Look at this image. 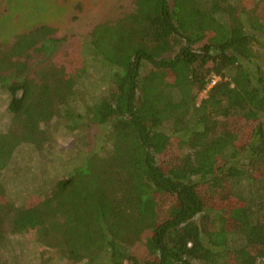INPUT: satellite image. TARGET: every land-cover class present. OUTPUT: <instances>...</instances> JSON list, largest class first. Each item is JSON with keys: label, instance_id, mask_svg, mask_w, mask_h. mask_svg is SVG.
<instances>
[{"label": "trees", "instance_id": "trees-1", "mask_svg": "<svg viewBox=\"0 0 264 264\" xmlns=\"http://www.w3.org/2000/svg\"><path fill=\"white\" fill-rule=\"evenodd\" d=\"M130 2L36 66L52 28L0 41V264H264V0ZM93 125L106 145L38 166Z\"/></svg>", "mask_w": 264, "mask_h": 264}, {"label": "rangeland", "instance_id": "rangeland-1", "mask_svg": "<svg viewBox=\"0 0 264 264\" xmlns=\"http://www.w3.org/2000/svg\"><path fill=\"white\" fill-rule=\"evenodd\" d=\"M36 1L0 0V41L2 43L10 45L15 41L17 35L27 33L43 25H47L54 30L52 37L59 41L53 47L49 45L50 49L43 52L42 50L38 52L37 50H30V54L34 60L39 58L35 66L42 61L48 62L53 60L59 53L70 52L75 45L71 41L73 37L87 34L95 25L103 22L107 18L117 17L121 10H124V8L127 9L131 3L130 0H41L38 3ZM80 66L85 68L82 64ZM3 95L4 93L0 90V106L4 105ZM58 127H61V125L58 124ZM107 131L104 126L93 125L89 126L88 129L86 128L85 131L65 132L62 130L58 132L56 138L59 141V147H56L55 151H53L55 153L49 156L45 152H42L47 157L44 160H39L37 162L38 166L39 164L45 165V163L48 164L49 162L50 168L54 169V172L63 171L64 173L65 170H70L73 167V163L79 164L78 157L76 156L87 143L90 146L85 148L84 152H82L83 154L80 153L82 156L85 153H92V151H96L98 148L106 145L105 139ZM22 149L23 153L21 156H25L26 160L32 164L34 162V153L31 155L30 150L27 152L26 148L22 147ZM171 156H173L172 153L161 159L166 161L172 158ZM246 163L247 160L238 162L241 167L245 166ZM21 185L29 187L23 183ZM9 189L10 192H14L17 187L15 185L13 187L11 183ZM21 192L22 195L26 193L25 190ZM26 195L25 197H29L28 194ZM235 200L232 198L227 199V197L221 198L217 203L212 205V208L223 210L222 215L227 218L229 216L227 211L231 208V203ZM227 220L229 219L227 218ZM19 240L23 242L22 246L26 249L33 251L36 249L40 250L35 232H27ZM54 256L59 257L58 254H54Z\"/></svg>", "mask_w": 264, "mask_h": 264}, {"label": "clouds", "instance_id": "clouds-1", "mask_svg": "<svg viewBox=\"0 0 264 264\" xmlns=\"http://www.w3.org/2000/svg\"><path fill=\"white\" fill-rule=\"evenodd\" d=\"M214 86V84L212 85V82L208 85V90L211 89ZM207 92V91H206Z\"/></svg>", "mask_w": 264, "mask_h": 264}, {"label": "built area", "instance_id": "built-area-1", "mask_svg": "<svg viewBox=\"0 0 264 264\" xmlns=\"http://www.w3.org/2000/svg\"><path fill=\"white\" fill-rule=\"evenodd\" d=\"M217 80H218V79L214 77V78H213V81H212V85L215 84Z\"/></svg>", "mask_w": 264, "mask_h": 264}]
</instances>
